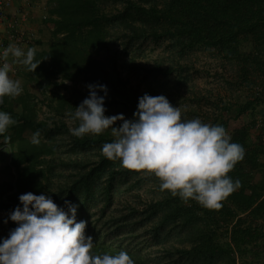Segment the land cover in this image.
Wrapping results in <instances>:
<instances>
[{"label": "trees", "instance_id": "16d2710c", "mask_svg": "<svg viewBox=\"0 0 264 264\" xmlns=\"http://www.w3.org/2000/svg\"><path fill=\"white\" fill-rule=\"evenodd\" d=\"M45 6L46 40L28 35L23 43L41 63L36 72L15 70L23 93L0 105L18 122L6 133L10 141L0 136L15 172L0 183V210H14L23 193L51 194L65 211V201L78 205L77 221H87L97 253L125 250L135 264H264V0H47ZM150 43L164 51L147 61L142 46ZM200 56L222 77L217 86L224 93L210 92L212 101L192 79ZM90 83L107 85L109 116L132 119L147 93L180 106L182 119L222 125L245 149L229 173L241 186L218 209L186 202L162 192L154 175L106 158L101 148L114 139L110 130L72 135L79 122L69 113L89 96ZM205 99L211 107L200 104ZM36 130L39 144L31 142ZM120 200L127 213L117 210Z\"/></svg>", "mask_w": 264, "mask_h": 264}, {"label": "clouds", "instance_id": "9594fccd", "mask_svg": "<svg viewBox=\"0 0 264 264\" xmlns=\"http://www.w3.org/2000/svg\"><path fill=\"white\" fill-rule=\"evenodd\" d=\"M35 53V48L25 51L15 44L0 53V105L5 97L23 93L21 81L10 75L9 56L13 63L36 72L41 61L35 60ZM87 87L89 96L69 113L72 121L79 122L70 132L83 138L110 130L114 139L101 148L106 158L154 175L162 192L168 190L173 197L186 202L192 199L208 208H220L221 201L241 186L229 173L244 159L245 149L232 142L222 125L207 124L200 118L182 119L180 106H173L164 95L147 93L139 97L132 119L122 113L109 116L107 85L90 83ZM118 121L122 123L116 126ZM17 123L10 113L0 110V136L5 141L11 140L6 133ZM40 137L41 131L36 130L31 142L39 144ZM19 201L8 217L17 226L0 241V264H135L125 250L116 254L93 251V237L85 234L87 221H77L78 205L71 201H65L68 211L51 194L27 192Z\"/></svg>", "mask_w": 264, "mask_h": 264}, {"label": "rangeland", "instance_id": "374dc122", "mask_svg": "<svg viewBox=\"0 0 264 264\" xmlns=\"http://www.w3.org/2000/svg\"><path fill=\"white\" fill-rule=\"evenodd\" d=\"M142 50L145 51L146 60L151 61L153 58H155L159 54L163 53L164 47L150 43V44H144L142 46ZM12 60H13V58L11 56H9L8 62L12 66V71L10 72V75L14 79H19L21 81L22 87H23L22 80L19 78L18 73L17 74L15 73V70L19 71L20 64L13 63ZM191 72H192V79L195 82V84L197 85V88L200 89L203 92V94L207 96L209 101H212V99H210V97H212V95L210 96V94H209L210 92H212L213 95H215L218 91H221L222 94L224 93L217 86L218 83L221 81L222 77L220 76V73H218V71L216 70L215 63H212L210 60L207 59V57L200 56V60L195 62L194 69ZM68 85H70V83H68ZM213 98H214L213 100H215V97H213ZM180 101L181 100L179 99L178 102H180ZM200 104L203 105L205 108L211 107L210 104L209 105L207 104L206 99L203 100ZM47 113H48V110L45 107H43V110H42L40 116L42 118H44V116ZM245 120H247V119L244 118L240 121H232L231 127L238 126L242 122L245 123ZM260 124H263V123L260 122ZM8 157H9V150L8 149L0 151V183L11 181L12 178L14 177V174H15L14 170L11 169L9 166ZM122 201H123V199H122ZM124 205L125 204L122 203L120 200L118 205H117V210H119L121 213H127V210L125 209ZM1 211L2 210H0V216H2V217H0V227L5 226L7 228V232L2 233L0 231V241H2L3 238L7 237L10 230L14 229L17 226L16 222H13L10 219H8L10 212L13 210H10V211H4L3 210V212H1ZM97 218H98L97 216L91 217L89 219L88 223L94 224V222L97 221ZM5 219H8V223L4 222ZM103 223H104L103 220L99 221L97 223V225H98L97 228L98 229L103 228Z\"/></svg>", "mask_w": 264, "mask_h": 264}, {"label": "crops", "instance_id": "0c3cea01", "mask_svg": "<svg viewBox=\"0 0 264 264\" xmlns=\"http://www.w3.org/2000/svg\"><path fill=\"white\" fill-rule=\"evenodd\" d=\"M46 2L47 0H28L25 4L22 0H16L13 6L7 12V21L9 23L14 22L20 30L33 32L36 41H44L48 35V31L43 26V15L44 12H46ZM24 7L29 13V17L26 21H22L19 16L20 10ZM9 44L15 43L9 42ZM20 47L24 48L25 51L28 49V46L24 44ZM1 212H3V210Z\"/></svg>", "mask_w": 264, "mask_h": 264}, {"label": "built area", "instance_id": "2783aa9c", "mask_svg": "<svg viewBox=\"0 0 264 264\" xmlns=\"http://www.w3.org/2000/svg\"><path fill=\"white\" fill-rule=\"evenodd\" d=\"M16 0H0V53L9 45V42H14L16 45L21 46L24 43V40L28 38V35L33 36L32 32L20 30L14 22L7 21V12L13 6ZM25 4L28 0H22ZM29 13L25 9L20 10L19 16L22 21L28 19ZM3 63V60H0V64ZM2 233L7 232L5 226L0 227Z\"/></svg>", "mask_w": 264, "mask_h": 264}]
</instances>
